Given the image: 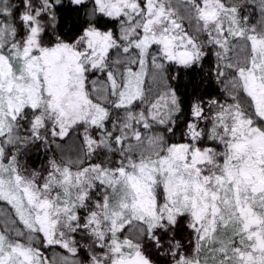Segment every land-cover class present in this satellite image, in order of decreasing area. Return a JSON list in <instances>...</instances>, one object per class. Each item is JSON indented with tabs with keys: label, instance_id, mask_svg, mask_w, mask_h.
<instances>
[{
	"label": "snow or ice",
	"instance_id": "1",
	"mask_svg": "<svg viewBox=\"0 0 264 264\" xmlns=\"http://www.w3.org/2000/svg\"><path fill=\"white\" fill-rule=\"evenodd\" d=\"M0 264H264V0H0Z\"/></svg>",
	"mask_w": 264,
	"mask_h": 264
}]
</instances>
